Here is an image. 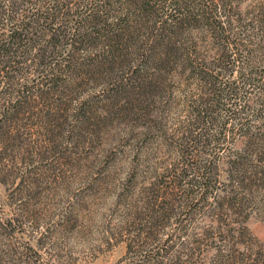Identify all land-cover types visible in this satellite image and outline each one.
Returning a JSON list of instances; mask_svg holds the SVG:
<instances>
[{
	"label": "rangeland",
	"instance_id": "rangeland-1",
	"mask_svg": "<svg viewBox=\"0 0 264 264\" xmlns=\"http://www.w3.org/2000/svg\"><path fill=\"white\" fill-rule=\"evenodd\" d=\"M152 29L66 75L48 56L0 63V264H219L220 247L264 249V86L242 88L243 127L220 110L203 122L198 82ZM199 46L221 73L213 93H237L240 68L225 69L210 40ZM208 126L213 144L193 140Z\"/></svg>",
	"mask_w": 264,
	"mask_h": 264
},
{
	"label": "trees",
	"instance_id": "trees-1",
	"mask_svg": "<svg viewBox=\"0 0 264 264\" xmlns=\"http://www.w3.org/2000/svg\"><path fill=\"white\" fill-rule=\"evenodd\" d=\"M255 1L242 7L235 0H0V63L5 64V70L16 62L18 54L28 53L35 62L44 63L50 57L49 66L57 73L75 72L94 59L91 55L95 48L123 53L136 33L153 27L156 45L173 59L176 70L182 74L190 69L193 82H198V105L192 107L193 112L202 116L203 122H209L207 117L218 119L215 112L220 110L243 127L248 98L242 88L264 86V72L259 70L262 66L264 71V0ZM159 8L165 9L161 25L156 20ZM199 39L218 45L225 69L231 63L235 70L240 68L239 78L231 83L243 84L237 93L230 91V83L223 88V94L213 93V85L222 83L221 73L212 75L215 58L212 65L207 62L200 52ZM107 64L115 66V59ZM232 69L227 70L233 73ZM206 84L213 94L207 92ZM240 93L245 106L233 101ZM220 102L231 106L218 107ZM222 128L219 134L226 135L228 129ZM205 130L197 138L195 129H190L193 140L204 142L210 138L211 145L213 133L218 131L213 126ZM207 173L202 177L209 179ZM248 232L244 228V234ZM242 244L220 247L219 264H264V249Z\"/></svg>",
	"mask_w": 264,
	"mask_h": 264
}]
</instances>
